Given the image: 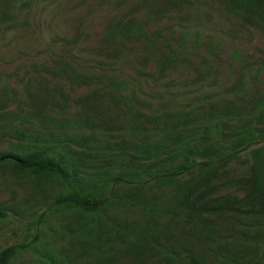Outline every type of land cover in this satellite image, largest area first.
Masks as SVG:
<instances>
[{
  "label": "rangeland",
  "instance_id": "374dc122",
  "mask_svg": "<svg viewBox=\"0 0 264 264\" xmlns=\"http://www.w3.org/2000/svg\"><path fill=\"white\" fill-rule=\"evenodd\" d=\"M130 19L151 40L120 33ZM81 73L100 80L86 84ZM111 80L124 101L133 91L142 112L180 129L145 123L132 132ZM93 92L99 108H82L79 97ZM263 97L264 0H0V151L49 147L78 158L93 182L115 169L108 164L121 157L122 139L134 153L175 130L264 127L253 121ZM263 136L184 204L176 188L191 174L158 185L102 183L113 204L100 216L54 211L58 182L1 163L0 251L25 245L9 264H187L186 254L264 264V196L247 183L259 171L264 187ZM235 198L247 212L229 208Z\"/></svg>",
  "mask_w": 264,
  "mask_h": 264
},
{
  "label": "trees",
  "instance_id": "16d2710c",
  "mask_svg": "<svg viewBox=\"0 0 264 264\" xmlns=\"http://www.w3.org/2000/svg\"><path fill=\"white\" fill-rule=\"evenodd\" d=\"M4 9L2 14H6ZM120 26V27H119ZM120 33L146 37L151 40L150 36L144 30L142 24H137L133 19L128 20L122 25L117 26ZM161 64L166 62L170 64L172 57L164 55L161 58ZM82 81L86 84L92 83V78L84 73L78 74ZM94 80H100L94 78ZM112 85L116 88V94L113 96V101L116 104L123 103L128 114V125H131V131L135 133V125H174L170 129L180 127L179 123H169L166 116H156L150 113L142 112L139 109L143 105V101L135 97L133 91L130 93V100L124 101L117 93L124 90L122 85L111 80ZM96 93L86 94L79 97L78 104L81 107H93L97 110ZM259 108L264 109V97L259 101ZM89 123L90 118L84 120ZM257 124L264 123V112L259 110L253 119ZM212 126L211 131L206 128H199L196 131L182 134L175 130L174 136L167 135V140L162 143H157L152 146H134V153H129V141L122 139L118 144L117 149L120 158L114 161L115 169H104L98 173V176L93 182H89L82 176V171L77 166L78 158L68 157L63 154H56L49 147H36L27 152H18L16 150L0 151V164H8L12 169L18 172H24L40 180H55L62 186V191L58 193L53 202V210L61 211L63 214H68L70 211H75L82 214L90 215H105L107 209L113 204L111 195H104V186L100 184L127 182L143 185L152 181L154 184L172 182L177 178L191 174L188 181L183 182L176 188L181 192L180 203L187 202L198 189L207 183L211 175L221 166L225 165L239 152L250 147L254 142L263 136L264 127H256L251 123L245 125L231 126L227 133L220 130L217 123ZM184 125H187L184 123ZM169 129V130H170ZM169 130H166L167 132ZM182 130V129H181ZM168 134H170L168 132ZM230 137V139L224 138ZM166 139V138H164ZM163 139V140H164ZM264 139V136H263ZM254 154L257 155L260 149H255ZM128 158L124 159V155ZM259 172V171H258ZM254 173L247 180L248 186L251 188V193L254 191L258 196H264V187L260 181L259 173ZM195 173V174H194ZM202 173H205L202 175ZM264 182V181H263ZM197 194L195 202L200 198ZM198 196V197H197ZM235 202V203H234ZM234 203V204H233ZM235 200L230 203L229 208L240 213L247 212L240 209L236 205ZM203 205V204H202ZM236 208V209H234ZM4 213L0 211V218L4 217ZM25 245H9L0 251V264H9L10 259L14 254ZM259 257L249 264H260ZM185 261L187 264H205L202 256H194L186 254ZM219 264H230L224 261ZM232 264V263H231Z\"/></svg>",
  "mask_w": 264,
  "mask_h": 264
}]
</instances>
